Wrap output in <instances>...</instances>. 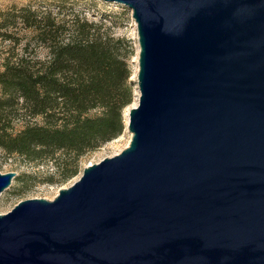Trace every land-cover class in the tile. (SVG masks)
<instances>
[{
  "label": "water",
  "instance_id": "obj_1",
  "mask_svg": "<svg viewBox=\"0 0 264 264\" xmlns=\"http://www.w3.org/2000/svg\"><path fill=\"white\" fill-rule=\"evenodd\" d=\"M102 1L137 26L131 142L0 215V264H264V0Z\"/></svg>",
  "mask_w": 264,
  "mask_h": 264
},
{
  "label": "trees",
  "instance_id": "obj_2",
  "mask_svg": "<svg viewBox=\"0 0 264 264\" xmlns=\"http://www.w3.org/2000/svg\"><path fill=\"white\" fill-rule=\"evenodd\" d=\"M54 12L15 6L0 11V42L14 43L0 70V149L29 161L60 153L68 159L66 167H75L66 168L71 178L79 160L126 130L125 112L136 97L137 47L131 38L117 37L106 20ZM23 30L46 50L45 60L15 53ZM25 118H41V124L16 131Z\"/></svg>",
  "mask_w": 264,
  "mask_h": 264
},
{
  "label": "rangeland",
  "instance_id": "obj_3",
  "mask_svg": "<svg viewBox=\"0 0 264 264\" xmlns=\"http://www.w3.org/2000/svg\"><path fill=\"white\" fill-rule=\"evenodd\" d=\"M14 6L17 8L28 7L37 12L52 10L57 13L58 10H67V13L73 11L89 21L106 20V23L112 28L117 37H129L134 40L136 47H138L137 26L132 17V11L122 5L106 3L102 0H64L63 3L51 0H0V11L9 10ZM62 18L65 17L60 16V19ZM66 18L70 19L71 17L68 16ZM12 31L16 30L13 29ZM19 37L22 38V43L15 48V53L18 56L33 55L37 60H45L46 50L37 45L36 41L31 38L30 31H21ZM13 44L10 41L0 42V70H2L4 59L11 54L10 50L13 48ZM25 45L29 46L27 51L23 49ZM137 68V57H135V71L132 78L134 82L137 81ZM136 94L134 103L125 112L126 119L131 108L138 105L137 96H139V92L137 89ZM36 123L41 124V118L21 119L16 123L15 129L16 131H21L27 124ZM131 139L132 134L126 128L120 138L105 144L79 160L77 163L78 174L71 178L64 175L66 168L73 170L75 167L71 166L70 163L66 167L68 159L60 153L56 154L53 159L29 161L18 154L10 155L0 149V172L3 174L17 173L12 185L0 196V215L11 212L22 201L30 199L54 200L60 190L71 187L80 179L87 166L100 163L106 158L120 154L129 146Z\"/></svg>",
  "mask_w": 264,
  "mask_h": 264
},
{
  "label": "bare ground",
  "instance_id": "obj_4",
  "mask_svg": "<svg viewBox=\"0 0 264 264\" xmlns=\"http://www.w3.org/2000/svg\"><path fill=\"white\" fill-rule=\"evenodd\" d=\"M137 50H138V47H137ZM136 106V105H135ZM135 106H133V107H135ZM132 107V108H133ZM127 122H126V128L128 129V132L130 133V131H129V113L127 114ZM131 134V133H130Z\"/></svg>",
  "mask_w": 264,
  "mask_h": 264
}]
</instances>
